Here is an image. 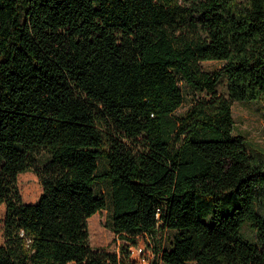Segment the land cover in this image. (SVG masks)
<instances>
[{"label": "trees", "instance_id": "trees-1", "mask_svg": "<svg viewBox=\"0 0 264 264\" xmlns=\"http://www.w3.org/2000/svg\"><path fill=\"white\" fill-rule=\"evenodd\" d=\"M235 101H264V0H0V264H136L140 238L150 264H264V150ZM97 181L120 254L89 245Z\"/></svg>", "mask_w": 264, "mask_h": 264}, {"label": "rangeland", "instance_id": "rangeland-1", "mask_svg": "<svg viewBox=\"0 0 264 264\" xmlns=\"http://www.w3.org/2000/svg\"><path fill=\"white\" fill-rule=\"evenodd\" d=\"M178 5L187 7L191 0H174ZM219 61H203L201 66L203 70L213 72L221 66ZM179 85L185 95V100L182 106L175 112L177 115H182L190 106V97L192 91L186 83L179 81ZM218 92L226 91V81L221 78L216 87ZM232 117L234 120V134L241 135L256 149L264 150V101L257 102H244L235 101L232 104ZM251 154L252 151L247 149ZM106 169V162L104 159L98 161V174H101ZM18 188L21 198L25 203H35L41 194V187L36 176L32 172H24L18 176ZM93 188L97 194H103L107 200V207L104 210L93 214L88 221L89 245L94 249H104L111 253L120 254L123 246L130 245L125 239L115 235L111 229V194L110 185L107 181H97L94 183ZM4 205L0 206V244L3 242V217ZM245 227L242 230V234ZM245 233V232H244ZM174 232L159 233L161 246H168L169 241L173 237ZM243 239H248L246 234L242 235ZM146 238H140L138 245H142ZM146 261V260H145ZM74 264V263H69ZM139 264H147L140 261ZM158 264H163L159 262ZM188 264H193L192 262Z\"/></svg>", "mask_w": 264, "mask_h": 264}, {"label": "built area", "instance_id": "built-area-1", "mask_svg": "<svg viewBox=\"0 0 264 264\" xmlns=\"http://www.w3.org/2000/svg\"><path fill=\"white\" fill-rule=\"evenodd\" d=\"M153 258V254L145 248L144 244L130 248V259H132L136 264H139L140 261L150 264V261Z\"/></svg>", "mask_w": 264, "mask_h": 264}, {"label": "bare ground", "instance_id": "bare-ground-1", "mask_svg": "<svg viewBox=\"0 0 264 264\" xmlns=\"http://www.w3.org/2000/svg\"><path fill=\"white\" fill-rule=\"evenodd\" d=\"M88 222H90V220Z\"/></svg>", "mask_w": 264, "mask_h": 264}]
</instances>
